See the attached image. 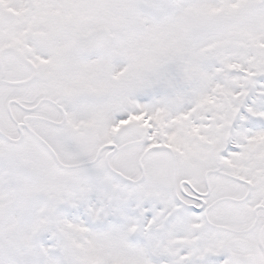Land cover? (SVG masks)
Listing matches in <instances>:
<instances>
[{"label": "snow or ice", "instance_id": "snow-or-ice-1", "mask_svg": "<svg viewBox=\"0 0 264 264\" xmlns=\"http://www.w3.org/2000/svg\"><path fill=\"white\" fill-rule=\"evenodd\" d=\"M0 264H264V0H0Z\"/></svg>", "mask_w": 264, "mask_h": 264}]
</instances>
